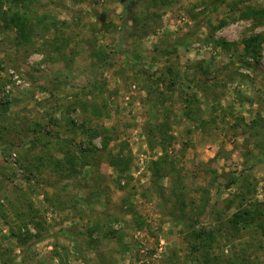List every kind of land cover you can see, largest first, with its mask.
Here are the masks:
<instances>
[{
    "label": "rangeland",
    "instance_id": "rangeland-1",
    "mask_svg": "<svg viewBox=\"0 0 264 264\" xmlns=\"http://www.w3.org/2000/svg\"><path fill=\"white\" fill-rule=\"evenodd\" d=\"M126 3L0 21V264H264V0Z\"/></svg>",
    "mask_w": 264,
    "mask_h": 264
},
{
    "label": "trees",
    "instance_id": "trees-1",
    "mask_svg": "<svg viewBox=\"0 0 264 264\" xmlns=\"http://www.w3.org/2000/svg\"><path fill=\"white\" fill-rule=\"evenodd\" d=\"M7 2H12L13 4L16 3L17 6H21L22 8H24L25 10H21L19 7L16 10H11V13L6 11H3L2 13H0V21L1 20H8L9 23L13 26V28H15L21 35L22 37L25 38H29V32L33 30L32 24H31V16L27 13V8L29 7V4L32 2V0H6ZM135 0H127L126 3V7L124 10V14H123V18L125 19L130 7L132 6V3ZM3 0H0V5L2 4ZM247 14H245V16H248L249 14H256V16H261L264 17V10H260V11H256L255 9H253L252 7L248 6V11L246 12ZM43 22V21H42ZM125 23H127V20H125ZM47 28V27H45ZM264 40V36L263 35H256L253 36L249 39L245 40V48L247 50H253V52L257 51V48L254 47L255 43L260 44V42H262ZM230 45V43H228L225 40H222L221 42H219V46L222 47L223 49H226L228 46ZM121 51H125L124 50V40L122 39L118 48L115 51L110 52L107 56H105L102 59V64H97L96 67L98 66H102L103 64L106 63V61L110 58L111 55L115 54L116 52H121ZM169 72L171 70V68L169 67ZM193 96L192 97H185V99L183 100L184 102V108L186 109V115L190 116L191 114V110H192V106H193ZM257 121L255 122L254 125H257ZM162 127V125H161ZM160 127V131L163 132V137L165 139H167V132H164V129ZM71 157H68L66 159H63L62 161H68L71 164H74V162L76 161V159L74 157H72V159H70ZM44 163V160L42 161V164ZM95 161L90 160L88 162H81V165H87V164H91L94 165ZM110 164L112 166H115L116 168H119L122 164H123V159L120 157H111L110 159ZM120 172L124 173L126 172V169H119ZM244 200V199H243ZM245 203V201H244ZM32 204V203H31ZM251 208H243V209H239L238 211H236L231 219V222L236 226H241V227H245L248 224L251 223H256L258 221L261 220L260 222V227L262 229V233H263V238H264V211H262L261 209V205L258 204V202L256 203H251ZM206 232L204 230L200 231L197 233V237L199 238V240L201 241V243L203 245H209V240L205 239L204 240V234Z\"/></svg>",
    "mask_w": 264,
    "mask_h": 264
}]
</instances>
